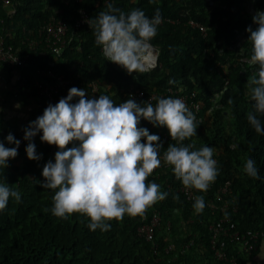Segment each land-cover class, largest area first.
Segmentation results:
<instances>
[{"label":"trees","instance_id":"trees-1","mask_svg":"<svg viewBox=\"0 0 264 264\" xmlns=\"http://www.w3.org/2000/svg\"><path fill=\"white\" fill-rule=\"evenodd\" d=\"M245 1L10 0L12 13L0 4L5 43L30 54L27 65L15 70L19 71L20 96L37 103L34 119L41 115L44 106L34 80L44 77L46 71L63 74L76 85L99 80L103 83L100 95H108L116 104L133 98L142 106L154 105L157 100L151 98L152 93L160 97L168 87H181L192 99L202 103L197 112L192 111L198 122L197 135L185 143L194 142L197 149L204 145L213 147V158L220 169L207 192L193 188L189 189L193 196H188L180 189L183 185L175 178L172 166L162 164L148 181L160 184L161 191L169 195L147 211L144 221L140 216L125 215L122 221H110L111 229L107 232L92 231L87 226L90 220L87 216L74 213L61 219L51 214L54 190L42 188L40 181L44 179V164L48 160L54 162L56 146L41 145L34 140L37 153L43 156L39 161L29 160L25 151L28 141L23 140L21 130L28 124L7 119L0 112V140L9 132L16 139H22L18 156L10 159L9 166L0 173V179L6 177V182L17 188L22 197L19 204L10 200L7 209L0 213V264H217L210 249L209 227L219 221L221 214L216 205L223 199L218 200L217 191L226 181L230 188L224 198L234 197L232 204L237 210L228 214L236 227L264 234V136L257 134L247 121V115L254 111V102L246 82L254 72L244 62L250 59L252 50L246 27L252 25L255 29L257 25L252 21L254 14L244 9ZM107 3L126 13L140 8L149 18L160 8L163 22L151 41L158 51V66L153 71L129 75L124 68L105 59L91 28L72 30L70 25L79 7L85 9L91 21L106 10ZM257 5L264 8V0ZM52 17L69 25L68 35H73V39L57 56L40 44L38 49L45 53L39 55L38 50L27 46L28 42L38 38L43 26L55 21ZM189 17L206 26V37L187 24ZM240 32L245 38L241 45L244 48L236 52L230 47ZM218 62L227 63V74ZM170 79L176 82L170 84ZM137 89L143 92L141 96L136 93ZM140 126L160 136L163 159L168 144L175 143L167 128L154 127L143 119ZM5 144L14 146L7 145L6 141ZM234 144L238 145L235 149ZM248 158L256 161L259 180L244 173ZM175 195L179 196L178 200L173 199ZM195 195H202L205 200L206 207L201 214L193 209ZM46 208L49 211H44ZM153 212L159 213L160 221L147 240L139 234L138 227L149 221ZM225 249L227 256L236 254L238 264H247L257 251L238 252L234 242H227Z\"/></svg>","mask_w":264,"mask_h":264},{"label":"clouds","instance_id":"clouds-1","mask_svg":"<svg viewBox=\"0 0 264 264\" xmlns=\"http://www.w3.org/2000/svg\"><path fill=\"white\" fill-rule=\"evenodd\" d=\"M162 20L159 7L149 18L140 8L126 13L107 3L106 10L88 24L105 59L131 75L149 73L158 66V51L151 41L157 36ZM252 21L257 27H246L252 50L250 59L244 62L256 66V71L246 82L254 102V111L247 115V121L257 134L264 136L261 119L264 117V11L256 10ZM175 82L169 80L170 84ZM156 100L155 106L152 103L142 106L133 98L116 104L106 94L89 97L86 89L71 87L65 97L55 104L49 103L42 115L22 127L23 140L28 141L25 151L29 160L42 159L43 154L37 153L34 143L38 134L41 142L58 149L54 162L48 160L44 164V179L40 181L42 188L54 190L52 215L61 219L74 213L87 216L89 229L101 232L109 231V222L122 221L125 215L143 218L151 207L169 195L161 191L160 184L148 181L162 164L172 166L175 178L186 189L208 191L220 171L218 161L213 158L215 149L208 145L197 149L194 142L185 143L197 135L198 122L183 99L157 97ZM15 107L19 109L21 104ZM142 119L154 127H166L171 141L175 142L168 144L163 159L160 136L141 127ZM5 141L14 146H6ZM20 144L21 140L12 132L0 140V173L9 166L10 159L18 156ZM236 147L232 145L233 149ZM243 171L250 178L260 179L252 158L245 161ZM173 199L178 200L179 196ZM10 200L21 203V192L11 187L5 177L0 179V213L7 209ZM205 207L204 197L195 196L194 211L201 214ZM258 256L264 259V244Z\"/></svg>","mask_w":264,"mask_h":264},{"label":"built area","instance_id":"built-area-1","mask_svg":"<svg viewBox=\"0 0 264 264\" xmlns=\"http://www.w3.org/2000/svg\"><path fill=\"white\" fill-rule=\"evenodd\" d=\"M74 1L80 2L81 0ZM260 1L262 0H255V3H253L252 0H246L243 3V7L250 14H254L256 10L264 11V8H260L257 5V3H259ZM0 4L10 5L11 3L10 0H0ZM12 12H14V9L9 11V13ZM73 18L74 19L72 21V24L70 25L72 26V30L76 31L83 26L89 27L88 23L90 22V18L85 9L79 7L77 9L76 16H74ZM53 20L55 21L49 22L39 30L38 38L32 39L28 42L27 46L32 50H38L39 55H44L45 53L43 52V49H38V46L40 44H42L44 48H49L51 52L55 56H57L61 54L63 48L69 45L71 43V40L73 39V35H68L69 25H67V23L60 19L53 18ZM168 21L174 23L177 20ZM3 24L4 18L0 17V64L13 69L18 67H25L30 59L29 52L23 51L21 47H13L5 43L4 37L2 36ZM187 24L191 28L198 29L202 37H206L207 28L201 21L189 17L187 19ZM244 40L245 38L243 32H240L239 34L235 35V39L232 41V45L230 48L235 50L236 52H240V50L244 48L241 46ZM205 51H207V49ZM217 64L220 65L224 74H227V63L218 62ZM249 67L252 68V72L256 71V66L249 65ZM43 74L44 77L34 80V85L36 86L37 93L41 97V101L44 104L43 110L48 106L49 103L55 104L59 101L60 98L65 97L71 87L86 89L89 97H98V95H100V88L103 84L99 80H88L80 82L78 85H76L73 79L68 78L63 74H55L52 71H46ZM135 91L140 96L143 94V92L139 89ZM156 95L157 93H152L151 98H157ZM159 96L164 98H181L186 102L188 108L194 112H197L202 106L200 100L192 99L193 97L184 92L181 87H168L166 92L159 94ZM156 103L153 106H155ZM43 110L41 111V115L43 114ZM20 140L22 141V139ZM229 188L230 184L228 181H226L218 188V200L223 199V201L221 204L218 203V205L216 206L219 209L221 215L219 221L215 224L210 225L209 227L211 231L210 249L213 251V257L217 261V264H226V262H228V264H238L236 254L232 253L230 256H227V252L225 249L227 242L236 243L238 245V252L242 251L247 254L257 249L258 240L263 234L259 230L247 229L242 231L236 227L228 214L234 213L237 210V206L235 204H232L234 202V197L232 198L230 196L228 199L224 198L225 194L228 193ZM180 189L183 192L187 193L188 196H193L190 190L186 189L184 186H180ZM145 219L146 216L142 218L143 221ZM159 221V213L153 212L149 221L143 222L138 227L139 234L149 240L152 237L154 227L158 226Z\"/></svg>","mask_w":264,"mask_h":264},{"label":"rangeland","instance_id":"rangeland-1","mask_svg":"<svg viewBox=\"0 0 264 264\" xmlns=\"http://www.w3.org/2000/svg\"><path fill=\"white\" fill-rule=\"evenodd\" d=\"M18 77V70L0 64V108L3 109L0 112L4 113L7 119L20 124H28L34 119V112L38 106L37 103L31 101V98L25 99L20 96L17 84ZM17 103L21 104L19 109L15 107ZM39 135L34 138L36 143L46 145L47 143L40 141Z\"/></svg>","mask_w":264,"mask_h":264},{"label":"crops","instance_id":"crops-1","mask_svg":"<svg viewBox=\"0 0 264 264\" xmlns=\"http://www.w3.org/2000/svg\"><path fill=\"white\" fill-rule=\"evenodd\" d=\"M5 9H6V12L7 11H10V6L9 5H4ZM25 92V91H24ZM264 244V236L262 237V239L260 240V243H259V246H258V249L257 251L255 252L254 256L252 257L251 260H249L247 262V264H264V259H260L259 256H258V252L260 250V247L261 245Z\"/></svg>","mask_w":264,"mask_h":264}]
</instances>
